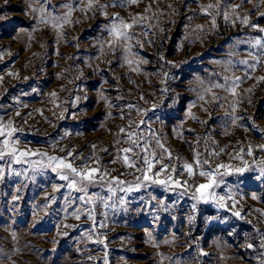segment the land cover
I'll return each instance as SVG.
<instances>
[{
    "label": "rangeland",
    "instance_id": "rangeland-1",
    "mask_svg": "<svg viewBox=\"0 0 264 264\" xmlns=\"http://www.w3.org/2000/svg\"><path fill=\"white\" fill-rule=\"evenodd\" d=\"M216 2L141 0L138 5L125 8L110 7L109 16L119 12L128 21L138 13L151 16L146 21L149 27L134 28L144 45L142 48L137 45L134 51L148 61L136 72L123 61L119 46L115 53L109 50L110 37L104 30L108 20L99 8L93 15L91 11L87 14L80 11L79 0H0V53H3L0 55V77H3L0 116L5 122L12 119L15 126L24 129L16 133L20 147L61 156L65 154L61 148H75L77 154L88 157L93 152L91 145L95 144L89 165L96 166L98 157L99 166L109 171L105 180L118 177L128 182L114 185L113 193L108 192L106 185L103 188L100 183L91 185L89 195L96 192L111 199L108 208L97 201L90 218L88 209L93 206L80 200L83 193L67 187L53 192V184L66 182L50 169L33 177L30 165L15 164L7 157L0 159V168L5 169L4 179L0 180V264L264 262V213L257 211L264 209V178L257 179L260 173L256 169V162L264 160V152L254 148V154L247 155L250 143L253 146L264 143V136L253 127L254 121L258 128H264V81L258 80L264 76V60L254 69L238 63L240 60L252 63L253 56H264V50L255 46V40L264 38V32L252 26L264 28V3L243 0L236 13L229 8L230 17L236 21L232 24L223 18V6L240 5L242 0H220L219 14L216 9L211 10V16L201 11V4ZM63 4L73 5L74 10L72 23L65 24L58 37L61 30L54 29L50 23L37 24L39 12L34 13L32 8L46 7L49 13L63 15L69 11L61 7ZM149 4L151 12L145 13ZM212 16L216 17L215 28ZM245 16L250 18L247 25L241 23ZM198 25H203V29ZM102 42L104 55L100 53ZM161 55L166 60L187 63L172 68L160 59ZM228 60L233 61L231 67L214 63ZM162 72L169 73L166 85L162 83ZM233 74L242 78L238 96L214 88L219 99L209 103L212 99L209 93L205 101L197 100L201 86L196 77L202 78L207 87L209 82L222 84L225 75ZM164 87L168 88L167 92L161 91ZM192 88L196 91H191ZM51 92H56L57 98H52ZM76 96L81 97L79 102L75 101ZM235 99L239 100L235 114L241 119L233 124L231 104ZM193 101L196 104L192 112L198 119L186 115ZM129 104L140 111L130 110ZM152 104L157 107L152 108ZM144 109L148 110L146 115ZM61 111L63 118H59ZM141 119L146 122L139 126L141 135L147 134L145 130L150 123L151 131L162 136L173 156L189 163L193 162L195 152L201 154L202 160L208 159L210 167L218 163L241 166L247 161L252 170L225 176L226 183L215 189L224 195L228 186H232L239 193L234 210H239L244 218L212 202L194 201L195 186L205 183L206 177L198 172L195 176L182 172L177 160L172 163L177 167L178 178L182 182L187 180L189 185L183 195V189L168 191L158 185L125 191L141 173L117 160V149L129 146L126 132L135 129V125L128 128L129 121ZM121 127L125 133L120 132ZM65 131L71 135L64 136ZM53 144L56 146L52 147ZM241 149H244L243 160L235 159ZM213 152L219 156L211 155ZM74 163L79 166L81 160ZM25 170H29L26 175H18ZM252 193L258 198L253 199ZM48 196L56 197L55 203L47 200ZM121 200L127 203L121 204ZM157 201H163L168 210L157 208ZM45 203L49 205L47 210L43 207ZM77 209H81L79 220L72 215ZM148 232L152 233V242ZM249 244L252 247H247Z\"/></svg>",
    "mask_w": 264,
    "mask_h": 264
},
{
    "label": "snow or ice",
    "instance_id": "snow-or-ice-1",
    "mask_svg": "<svg viewBox=\"0 0 264 264\" xmlns=\"http://www.w3.org/2000/svg\"><path fill=\"white\" fill-rule=\"evenodd\" d=\"M141 0H109L108 3H100L99 0H87L85 4L84 0H79V4L81 5L80 11L87 14L89 11L95 15L97 8H99L100 14L103 15L108 22L104 24V30L108 33L110 39L107 41V46L109 50L115 53L117 47L119 46L123 52V61L129 65V67L136 72L141 70V65L148 63L147 60H144L139 56V53L134 51V48L138 45L139 47H144V45L140 42L139 38L136 36L134 32V28L138 26L149 27L146 24V21L151 19V16H147L144 13H138L136 15L131 16L130 21L125 20L123 16L120 15L119 12L112 13L109 16L108 9L115 8L117 6L121 8H125L131 5H138ZM264 3V0H261ZM243 0L240 5L236 4H225L223 6V18L225 22H231L235 24V19H232L229 14V8L232 13H236L237 10L242 7ZM61 7L69 9L63 15H56L54 12L49 13L46 7L40 8H32V11L39 12V19L37 24H51L54 29L61 30L58 33L62 35V29L65 24L72 23L71 15L73 9V5L71 4H63ZM171 7V5H169ZM201 11L205 12L207 15H212L211 10L216 9L219 14V10L221 9L220 0H217L215 4L209 3L207 5H200ZM151 12V4L145 9V13ZM154 16L155 13H152ZM191 19V17H189ZM250 18L245 16L241 19L242 24H249ZM212 27L215 28L216 25V17L212 16ZM255 28H258L259 31L264 32V28H261L259 25H252ZM198 28L203 29V25H198ZM35 31V28H33ZM163 31V29H161ZM147 35V32L144 33ZM135 40V44L133 41ZM151 43V41H149ZM57 43H59V38L57 39ZM255 46L259 49L264 50V38H257L255 40ZM182 47V46H181ZM100 53L104 55V43L102 42L100 45ZM3 55V53H0ZM251 55V53H250ZM160 59L164 61V63L172 68H178L181 64L187 63V61L174 62L171 60H166L163 55L160 56ZM262 60H264V56H253V62L249 63L248 60H240L238 63L244 64L249 69H254L257 67ZM108 63H111L110 61ZM214 63H226L231 67L233 65V61H215ZM123 66V65H122ZM10 75H15L14 73H9ZM164 76V80L162 83L167 84V80L169 77V73L162 72ZM81 75H83V71L81 70ZM200 87V91L197 93L198 101H205L206 96L211 93L212 99L208 101L211 103L219 99L217 94L213 91L214 88H222L225 91L229 92L233 96H238V87L242 82V78L239 76H235L233 74L232 77L225 75L223 77L224 83L219 82H209L207 87H204L205 81L196 77ZM3 80V77H0V81ZM258 80L264 81V76L258 77ZM191 91H196L195 88L190 89ZM33 91H37V89H33ZM162 92H167L168 88L164 87L161 89ZM248 92H251L252 89H248ZM177 96L179 93L176 94ZM50 96L52 98H57L56 92H51ZM107 99L106 97H102ZM143 98V97H141ZM81 99L80 96L75 97V101L79 102ZM176 101L174 100L173 103ZM196 101H193L189 105V109L187 112V116L192 119H198L195 114L192 112V108L195 106ZM239 105V100H233L231 107L233 109L231 119L232 123L236 124L238 120L241 119L238 115L235 114L236 108ZM129 109H134L139 112L140 109L136 108L135 105L129 104ZM156 104H152V108H156ZM220 107H223L221 104ZM147 109H144V114H147ZM207 111V109H205ZM42 114V113H41ZM17 116L20 115L19 112L16 113ZM110 115V113H109ZM64 111L60 112L59 118H63ZM159 119V117H157ZM251 119V117H250ZM204 123V121H200ZM146 122L141 119L140 121L130 120L128 128L131 129L132 125H135V129L127 131L126 142L129 144L128 147L123 149H117V160H120L126 167L135 168L136 171L140 172L141 175L136 178V182L134 185L129 186L124 189L125 191H132L133 188L139 189L148 185H158L165 188L168 191H175L177 189H183L181 195H183L189 185L188 181L184 180L183 182L178 178L177 167L172 162L174 160L180 161V169L182 172H187L189 176H195L198 172L199 176L206 177L205 183H200L195 186V191L192 193V199L194 201H203L204 203L212 202L218 208H229L232 210L233 215L236 217L241 216V212L239 210H234V206L238 203L236 197L239 195L238 192H235L232 186H228V192L224 195L219 194L215 191L221 184H225L226 181L224 179L225 176L235 174H243L252 170V166L249 165L247 161H244L241 166H233L231 164L226 163H218L214 167H210V161L208 159H201V154L199 152L194 153L193 162L189 163L187 160L183 159L180 156H173L172 149L166 147L163 142V138L161 135L154 133L151 131V124H147L146 135H141L139 131V126L141 124H145ZM163 123V121H161ZM253 127L257 128L259 132L264 136V128H258L253 121ZM23 128H19L15 126L14 121L9 119L7 122L4 121V117L0 116V159L9 158L11 162L15 164H27L30 165V171L33 177L39 173L50 169L52 172L56 173L61 181L66 182V184H53L52 190L53 192L60 191L61 188L67 187L70 190H75L77 192L83 193L80 197V200L86 205H92V208L88 209V216L91 218L96 202H101L105 208L109 207L108 200L111 199L110 196L105 197L100 193L93 192L89 195V187L91 185L100 183L101 188L105 185L108 188L109 193H113L116 191L114 185H124L127 184V181H121L118 177H112L111 179L105 180V177L109 176V171L107 168H101L99 165L101 163L100 159L97 157L95 164L96 166H90L88 161L92 159V156L95 154L96 145H91L93 152L88 156L84 157L82 153L77 154L75 148H61L60 151L64 152V155H50L47 151H42L40 149H31V148H22L20 147L21 141L16 137V133L23 132ZM121 133H125V128H120ZM77 135H81V133H76ZM227 134V132H225ZM71 135L68 131H65L64 136ZM63 139V137H61ZM141 141H143L141 143ZM153 142L155 143V147H153ZM119 143V141H117ZM56 145L53 144L52 147ZM254 148L260 149L261 152H264V143L257 144L253 146L251 143L248 145L247 155L254 154ZM159 149V153L157 152ZM107 151V149H104ZM221 152L224 149L220 150ZM244 152V149H241L240 153L235 155V159L243 160V155L241 153ZM122 154V155H121ZM211 155L219 156L218 152H213ZM32 157H39L38 159H32ZM165 159L168 160V163H164ZM81 160V164L77 166L74 161ZM116 163V160L112 161ZM139 162L140 166L137 167V163ZM157 165L159 167L157 168ZM256 169H258L260 175L257 179L264 178V160L256 162ZM29 170H25V172L18 173V175H26ZM4 168H0V180L4 179ZM252 198L257 199L255 193H252ZM14 199H18V197H14ZM155 199V197H152ZM47 200L51 203H55L56 197L48 196ZM66 203H68V198L65 197ZM231 202V204L229 203ZM127 201L121 200V204H126ZM157 208L163 207L165 211L168 210L167 205L163 201H157ZM45 210L49 207L48 203H45L43 206ZM192 207L195 209L196 204H193ZM264 213V209H257ZM72 215L79 220L81 216V209H77L72 212ZM191 220L192 217H189ZM211 219V218H210ZM72 225H67L66 227H71ZM101 227H104V224L101 223ZM67 234V233H65ZM149 242H152L153 237L152 233L148 232ZM165 243H169L170 241L165 240ZM262 246H264V242H262ZM247 247H252L251 244L247 245ZM207 255V253H203ZM264 264V262H262Z\"/></svg>",
    "mask_w": 264,
    "mask_h": 264
}]
</instances>
